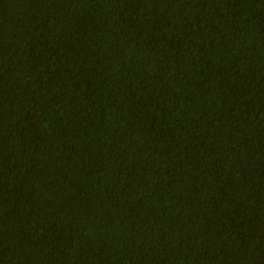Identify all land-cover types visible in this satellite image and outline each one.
<instances>
[{
    "label": "trees",
    "instance_id": "1",
    "mask_svg": "<svg viewBox=\"0 0 264 264\" xmlns=\"http://www.w3.org/2000/svg\"><path fill=\"white\" fill-rule=\"evenodd\" d=\"M0 264H264V0H0Z\"/></svg>",
    "mask_w": 264,
    "mask_h": 264
}]
</instances>
